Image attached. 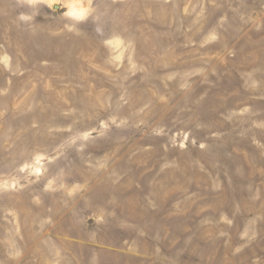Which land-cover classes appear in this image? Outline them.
I'll use <instances>...</instances> for the list:
<instances>
[{
	"label": "rangeland",
	"instance_id": "obj_1",
	"mask_svg": "<svg viewBox=\"0 0 264 264\" xmlns=\"http://www.w3.org/2000/svg\"><path fill=\"white\" fill-rule=\"evenodd\" d=\"M0 264H264V0H0Z\"/></svg>",
	"mask_w": 264,
	"mask_h": 264
},
{
	"label": "clouds",
	"instance_id": "obj_2",
	"mask_svg": "<svg viewBox=\"0 0 264 264\" xmlns=\"http://www.w3.org/2000/svg\"><path fill=\"white\" fill-rule=\"evenodd\" d=\"M72 7H73L72 5H69V9H70L68 12L69 15H83V13L86 11V8L77 6V7H79V12H76V11L72 10Z\"/></svg>",
	"mask_w": 264,
	"mask_h": 264
},
{
	"label": "water",
	"instance_id": "obj_3",
	"mask_svg": "<svg viewBox=\"0 0 264 264\" xmlns=\"http://www.w3.org/2000/svg\"><path fill=\"white\" fill-rule=\"evenodd\" d=\"M55 7H57V5H55Z\"/></svg>",
	"mask_w": 264,
	"mask_h": 264
},
{
	"label": "bare ground",
	"instance_id": "obj_4",
	"mask_svg": "<svg viewBox=\"0 0 264 264\" xmlns=\"http://www.w3.org/2000/svg\"><path fill=\"white\" fill-rule=\"evenodd\" d=\"M35 167V166H34Z\"/></svg>",
	"mask_w": 264,
	"mask_h": 264
}]
</instances>
